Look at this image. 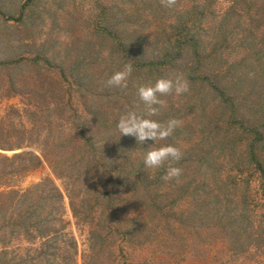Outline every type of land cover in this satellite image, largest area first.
I'll return each instance as SVG.
<instances>
[{
  "label": "trees",
  "instance_id": "16d2710c",
  "mask_svg": "<svg viewBox=\"0 0 264 264\" xmlns=\"http://www.w3.org/2000/svg\"><path fill=\"white\" fill-rule=\"evenodd\" d=\"M186 1L169 6L168 0H140L132 14L125 13L126 22L136 23L129 25L130 32L112 24V7L103 4L94 28L66 45L64 77L81 84L87 126L79 123L70 131L77 137L71 136L69 145L77 141L78 146L64 160L51 159L43 146L41 156L0 154V180L35 170L44 159L65 189L49 178L26 192H3L6 183L0 182V238L5 241L0 259L15 238H24L32 244L44 241L51 250L46 264L63 262L55 240L67 237L77 246L64 234L66 196L77 224L90 228L85 264L111 244V235L133 247L161 244L181 260L222 240L237 253L264 249V0H231L223 15L215 10L216 0L182 5ZM143 8L151 17L141 14ZM165 10L169 20L155 16ZM152 22L159 26L157 33L140 36L137 27ZM41 60L54 64L47 52L6 64ZM126 63L134 69L127 86H109L112 74ZM177 77L188 90L162 96L164 104L152 117L179 122L160 143L180 149L173 165L182 174L165 181V168H145L144 149L133 137H120L116 125L129 110L146 112L140 86ZM42 125L36 120L32 126L38 132ZM252 178L259 181L258 191Z\"/></svg>",
  "mask_w": 264,
  "mask_h": 264
},
{
  "label": "rangeland",
  "instance_id": "374dc122",
  "mask_svg": "<svg viewBox=\"0 0 264 264\" xmlns=\"http://www.w3.org/2000/svg\"><path fill=\"white\" fill-rule=\"evenodd\" d=\"M28 1L0 0V146L16 148L22 145L20 149L10 151L0 149V154L14 157L19 153H35L41 156L39 148L43 146L47 148L45 152L51 159L64 160L78 146L77 141L69 145L70 137L76 135L70 131L74 126H79V123L87 126L82 87L78 86L81 84L73 77H64L62 62L66 59L65 47L75 37H80L83 31L89 32L94 28L99 19L98 7L103 4L112 7V24L130 32L133 27L130 28L129 25L136 23L126 22L125 13L129 11L132 14L140 0ZM27 3L29 6L23 11L25 15H22V8ZM188 4L189 0L182 2L184 6ZM230 6L231 0H216L215 10L223 15L229 11ZM150 12L149 9L145 12L143 8L141 14L151 17ZM161 14L163 20H169L166 10L155 13V16L161 17ZM172 14L171 12L170 15ZM157 27V23L152 22L143 23L137 29L143 31L140 34L143 36L157 33ZM37 52L41 56L47 52L54 64L44 60L40 63L24 62L17 66L6 64L12 59L34 57ZM36 120L43 122V129L38 132L34 131L37 125L34 128L32 126ZM48 140L53 141V146L52 143L46 144ZM49 178L65 193L63 181L54 175L51 163L44 159L43 165L35 170L16 177L2 178L0 182L6 185L1 191L26 192ZM250 181L253 191H258L259 181L253 178ZM63 219L64 234L74 238L77 246H71L67 237L55 240V243L60 241L61 245L56 256L64 260L57 264H85L83 256L89 250L90 228L77 224L67 196ZM111 236V244H106L103 250L97 252L96 257L94 255L89 259V264H264V249L252 248L244 253H237L223 240L211 246H202L200 252L195 251L186 260H181L180 256L166 254L168 251L161 244L133 247L122 239ZM4 242L0 238V251L4 250ZM6 250L8 254L2 256L0 264H46L51 254L43 240L32 244L24 238H15ZM75 253L77 255L73 260ZM8 260L10 262H6Z\"/></svg>",
  "mask_w": 264,
  "mask_h": 264
},
{
  "label": "clouds",
  "instance_id": "9594fccd",
  "mask_svg": "<svg viewBox=\"0 0 264 264\" xmlns=\"http://www.w3.org/2000/svg\"><path fill=\"white\" fill-rule=\"evenodd\" d=\"M172 2L173 0H168L169 6ZM133 71V65L126 63L121 70L112 74L107 84L126 87ZM187 90V82L179 77L176 79L158 78L154 84L142 85L138 88V95L146 107V112L141 114L137 110H129L120 116L116 125L120 137L131 136L135 139L136 145L144 149L145 168L154 171L165 168V174L162 176L165 181L178 179L182 174V169L173 165L174 161L181 158L180 149L172 144L160 143L173 134L179 122L173 119L162 123L152 117L158 112L156 106L164 104L162 96L173 91L180 95Z\"/></svg>",
  "mask_w": 264,
  "mask_h": 264
}]
</instances>
